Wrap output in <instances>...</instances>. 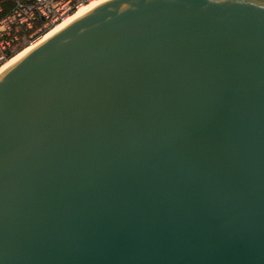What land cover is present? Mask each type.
<instances>
[{"label":"water","instance_id":"water-1","mask_svg":"<svg viewBox=\"0 0 264 264\" xmlns=\"http://www.w3.org/2000/svg\"><path fill=\"white\" fill-rule=\"evenodd\" d=\"M0 264H264V0H105L2 71Z\"/></svg>","mask_w":264,"mask_h":264},{"label":"built area","instance_id":"built-area-1","mask_svg":"<svg viewBox=\"0 0 264 264\" xmlns=\"http://www.w3.org/2000/svg\"><path fill=\"white\" fill-rule=\"evenodd\" d=\"M88 1L15 0L10 12L0 17V61L3 63L7 60L2 51L12 45V39H17V32L21 26L32 30L28 41L30 45L65 17L72 14L79 5ZM36 15L41 17V24L33 23V18Z\"/></svg>","mask_w":264,"mask_h":264},{"label":"trees","instance_id":"trees-1","mask_svg":"<svg viewBox=\"0 0 264 264\" xmlns=\"http://www.w3.org/2000/svg\"><path fill=\"white\" fill-rule=\"evenodd\" d=\"M80 0H74V2H78ZM15 0H0L1 4V11H0V17L3 15H6L7 13L10 12ZM42 19L38 15H36L33 18V23L38 25L41 24ZM32 32V30L27 29L23 26L20 27L19 31L17 32V39L13 40L12 39V45L5 50H3L4 57L6 59L12 58L15 54L23 50L25 47H27L28 41H29V34ZM2 62L0 61V65Z\"/></svg>","mask_w":264,"mask_h":264},{"label":"bare ground","instance_id":"bare-ground-1","mask_svg":"<svg viewBox=\"0 0 264 264\" xmlns=\"http://www.w3.org/2000/svg\"><path fill=\"white\" fill-rule=\"evenodd\" d=\"M102 1H105V0H89L86 3L79 5L72 14L68 15L62 21L57 23L47 33H45L42 37H40L36 41L32 42L30 45H28L26 48H24V50L19 52L14 57L10 58L9 60L7 59L5 62H3L2 65L0 66V73L2 71H4L8 66H10L13 62H15L17 59H19L23 54H25L30 48H32L36 44L42 42L43 40L48 38L50 35H52L56 31H58L59 29H61L65 25H67L69 22H71L72 20H74L78 16L82 15L83 13H85L86 11H88L89 9H91L92 7H94L95 5H97L98 3L102 2Z\"/></svg>","mask_w":264,"mask_h":264},{"label":"rangeland","instance_id":"rangeland-1","mask_svg":"<svg viewBox=\"0 0 264 264\" xmlns=\"http://www.w3.org/2000/svg\"><path fill=\"white\" fill-rule=\"evenodd\" d=\"M25 48H26V47H25ZM23 50H24V49H23ZM21 51H22V50H21ZM21 51H20V52H21ZM18 53H19V52H18ZM18 53H17V54H18ZM17 54H15V55H17ZM15 55H14V56H15ZM14 56H13V57H14ZM8 60H9V59H8ZM1 65H2V64H1ZM1 65H0V66H1Z\"/></svg>","mask_w":264,"mask_h":264}]
</instances>
